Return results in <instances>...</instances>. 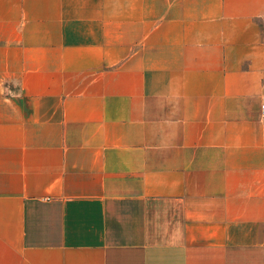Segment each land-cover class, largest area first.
Segmentation results:
<instances>
[{
    "label": "crops",
    "instance_id": "0c3cea01",
    "mask_svg": "<svg viewBox=\"0 0 264 264\" xmlns=\"http://www.w3.org/2000/svg\"><path fill=\"white\" fill-rule=\"evenodd\" d=\"M264 0H0V264H264Z\"/></svg>",
    "mask_w": 264,
    "mask_h": 264
},
{
    "label": "built area",
    "instance_id": "2783aa9c",
    "mask_svg": "<svg viewBox=\"0 0 264 264\" xmlns=\"http://www.w3.org/2000/svg\"><path fill=\"white\" fill-rule=\"evenodd\" d=\"M262 108H263V111H264V104H262Z\"/></svg>",
    "mask_w": 264,
    "mask_h": 264
}]
</instances>
